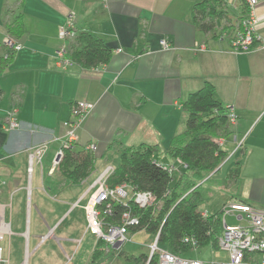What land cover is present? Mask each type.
I'll return each mask as SVG.
<instances>
[{
  "label": "crops",
  "instance_id": "obj_1",
  "mask_svg": "<svg viewBox=\"0 0 264 264\" xmlns=\"http://www.w3.org/2000/svg\"><path fill=\"white\" fill-rule=\"evenodd\" d=\"M200 1L22 0L20 5L18 0H0V54L8 52L1 41L7 37L4 24L11 21L13 14L21 12L25 27V34L16 39L21 48L15 52L12 62L0 69V181L20 197L21 205L27 206L28 211L32 208L31 182L27 180L31 152H39L42 162L34 166L32 173L38 166L42 177L45 168L50 178L48 188L54 193L62 185L55 181L56 171L50 174L49 169L64 139L63 123L71 118L74 101L92 104L76 138L79 146L95 145V177L106 166H115L110 157H119L123 149L143 143L159 145L154 159L166 168L176 167L175 176L180 171L179 162L168 156L166 150L184 128L187 113L181 108L182 102L204 82L212 84L215 98L237 113L233 135L219 139L228 156L220 171L211 177L223 172L225 166L230 165L226 169L232 166L238 157L237 147L245 148V154L237 159L241 164L239 178L235 183L223 185L224 193L229 194L218 191L220 184H215L214 193L218 195L214 202L218 208L213 211L223 210L231 203L264 209V48L255 45L250 52L241 54L231 50L229 40L237 21L247 11L246 0H222L220 6L229 16L215 18L213 28L206 32L200 30L192 17L193 7ZM70 14L75 16L76 27L87 29L111 47V58L106 65L94 69L82 68L76 63L61 70L56 67L54 54L62 43L57 31ZM256 14L261 19L258 28L263 35L264 0H259ZM161 38L169 41V49L161 48ZM199 45L206 48L194 51ZM12 109L20 126L6 131V114ZM87 179L78 183L85 184ZM93 179L70 206L78 205L79 200L87 197ZM42 189L46 190L45 186ZM204 195V203L208 205L211 198ZM55 198L56 195L52 197ZM87 199L79 203L84 216L82 229L75 236L61 237L70 252L62 250L64 261L58 252V261L54 264H69L74 258L76 264H91L90 256L97 239H92V235L90 238L87 232L84 211ZM35 207L37 213L33 220L38 231L34 237L42 231L40 221L43 228L55 231L71 209L57 214L50 212L51 227L40 208ZM200 211L206 209L200 208ZM227 214L245 221L243 215L237 217L239 211ZM29 230L26 228L21 235L26 242L24 253L28 251L30 255L40 249L44 243L40 238L48 231L34 240L29 252ZM53 248L58 250L55 243ZM49 255L50 252L44 257L47 259Z\"/></svg>",
  "mask_w": 264,
  "mask_h": 264
},
{
  "label": "trees",
  "instance_id": "obj_2",
  "mask_svg": "<svg viewBox=\"0 0 264 264\" xmlns=\"http://www.w3.org/2000/svg\"><path fill=\"white\" fill-rule=\"evenodd\" d=\"M18 1L21 5L22 0ZM221 4L222 0H201L194 5L192 17L200 30H211L215 18L229 16ZM4 27L7 36L14 41L22 37L25 27L21 12L13 14L11 21L5 23ZM75 28L74 37L64 43L71 64L92 69L106 65L111 58V47L87 29ZM7 50V53L0 54V69H4L14 58L16 50ZM185 99L181 104L182 110L187 113L184 128L170 141L166 150L168 156L181 162L178 163L180 171L177 175L173 176L176 170L171 171V167L166 168L154 159L159 145L143 143L123 149L118 164L109 165L112 172L106 179L109 187L127 183L133 190L150 191L155 198V203L146 208L134 205L131 200L125 201L126 204L112 202L111 216L106 219L112 223L118 222L121 213L129 211L138 219L136 226L129 228V233L144 230L154 237L158 235L157 245L177 256L204 246L214 250L219 248L217 241L223 228V210L220 208L214 214L200 211V204L204 202L201 187L213 179V173L220 171L228 156L227 151L221 148L219 139L235 132L234 123L228 120L226 105L215 98L214 87L210 82H204ZM71 119L72 116L67 121ZM77 142V139L71 141L63 150L57 166L60 173L59 180H55L57 183L65 181L77 184L93 172L97 160L94 151L87 146H79ZM237 149L241 156L245 154V148ZM232 165L225 174L223 185L235 183L239 178L240 161L235 160ZM106 248L103 239L96 241L90 256L91 264L108 254ZM158 259L157 253L150 257L144 253L127 257L128 264H158Z\"/></svg>",
  "mask_w": 264,
  "mask_h": 264
},
{
  "label": "built area",
  "instance_id": "obj_3",
  "mask_svg": "<svg viewBox=\"0 0 264 264\" xmlns=\"http://www.w3.org/2000/svg\"><path fill=\"white\" fill-rule=\"evenodd\" d=\"M259 0H246L248 9L244 15H242L234 27V32L230 38L231 50L234 53L250 52L256 45V48H264V34L259 32L258 25L261 19L256 14L257 4ZM74 14L66 19V22L59 27L57 31V37L62 40L60 47H57L54 59L56 67L65 69L71 65V60L67 57V48L63 41L66 38L71 39L75 34ZM3 44L10 50H18L21 48L19 42L14 41L10 37H5ZM159 44L162 49H169L171 44L166 38H161ZM206 47L205 45H199L194 51H202ZM92 104L76 100L70 108L71 121H64L63 125L66 129L64 133V139L58 151L52 159L49 173L53 174L57 168L60 160L63 156L64 148L69 146L71 141H75L77 130L81 127L82 122L86 118V114L90 111ZM227 117L231 124L236 122L237 113L234 108L226 106ZM5 129L14 130L20 126V121L15 116V110H9L6 114ZM241 145V144H240ZM86 148H90L95 151V145L90 143ZM27 174L29 177V184L32 178V172L35 165H41V155L39 152L34 151L29 154L28 157ZM179 163L180 160H178ZM183 166H185L183 164ZM169 168V167H168ZM171 171L174 167L169 168ZM112 167L106 166L99 174L93 179L89 189L92 190L90 196L85 204V216H86V228L87 232L92 234L97 240H104L107 244V251L117 250L126 241L130 240L129 228L136 226L138 223L137 216H133L129 211L125 210L121 213V218L118 222H109L106 217L111 216L112 202L125 203V201L131 200V203L138 205L139 207L146 208L152 206L155 202V198L148 190H136L132 189L127 183L109 187L106 179L111 174ZM1 184V181H0ZM1 193V186H0ZM1 198V197H0ZM74 205H77L75 203ZM228 208V210H227ZM224 213L231 211H239L240 214L237 217H243L246 224L229 225L222 220L223 228L220 236L218 237L217 245L221 250L228 255L227 261H202L199 259H191L180 257L168 250L157 245L158 235H155V240L149 245V254L157 253L158 264H264V209L253 208L249 204L231 203L224 209ZM6 205L0 201V242L5 235H10L11 224L6 219ZM46 235L41 236L40 241L46 240L47 237L53 236L54 229L48 228ZM25 257H28V252H25ZM2 246L0 243V262H2ZM259 255L260 257H255ZM21 264H25V259Z\"/></svg>",
  "mask_w": 264,
  "mask_h": 264
},
{
  "label": "rangeland",
  "instance_id": "obj_4",
  "mask_svg": "<svg viewBox=\"0 0 264 264\" xmlns=\"http://www.w3.org/2000/svg\"><path fill=\"white\" fill-rule=\"evenodd\" d=\"M66 40H71L69 38H66ZM65 40V41H66ZM63 41V43H65ZM238 156L235 160H237L239 157H242L238 152ZM234 160V161H235ZM233 161V163H234ZM110 162L113 165H117L119 162V158L117 155H114L110 157ZM232 163V164H233ZM230 165H227L223 168L224 171H228L226 167ZM233 166V165H232ZM231 166V167H232ZM38 166L35 168L32 180H31V188L32 192L29 197L30 206L32 207L30 211H28L27 206L21 205L20 197L12 192L9 187L2 186L1 185V193H0V201L6 205V219L11 221V231L12 233L10 235H5L4 238L1 240V246H2V257L3 260L0 262V264H7L6 259H9L8 264H20L25 259V264H54V261H58L59 255L62 258V261H64V257H62V253L64 251L70 252L67 248V245H65V241L62 240V236H68L72 235L75 236L76 234H79L80 229H82L80 226L84 223V216H83V208L79 203H84L88 196H90V193L92 190L86 194L87 197H85L82 200H79L78 205L70 204L77 200L78 196L81 195V193L86 189L87 184L95 177L97 174L96 172H92L91 176L87 179V182L84 183H62V185L57 189V191L54 193L53 190L48 188V183L50 182V178L47 176V173H45L46 169L44 168L43 176L39 175L38 173ZM56 171L57 177H55V180H59L60 173L58 172V169L56 168L54 172ZM58 172V173H57ZM221 172L220 174H217L213 177V179L209 180L205 184L202 185L201 189L202 192L206 193L204 197L210 196L211 200L208 205H206V201H204L202 204H200V208H205L207 212L211 213L214 212L213 210H216L218 208V203L215 204L214 200L215 197L218 194H215V184H220L219 190L221 193L229 194L225 191L224 193V186L222 184V181L225 179V172ZM2 177H5L4 174H1ZM28 177V176H27ZM29 180V179H27ZM89 181V182H88ZM59 185V184H58ZM45 186L46 190H43L42 187ZM211 190L212 195H209V192ZM231 191V188L229 189V192ZM233 193V192H232ZM56 195L55 199H52ZM88 200V199H87ZM205 200V198H204ZM220 203V201H219ZM40 208V212L42 214V217L47 219L49 226L52 227V219L49 217L50 212L53 214L57 213H63L67 211V208L70 209V214L66 217H63L57 226L56 230L54 231V237L50 236L47 237L46 240H44V243H42V246L39 250H36L35 252L28 254V257H25L24 250L26 248V242H24V238L21 235V232L23 230H29L31 226V231L29 230L30 239H29V246L28 250L31 251L32 246L35 243V239H38L42 235V233H46L48 231L47 227H42L43 222L40 221L42 225H40V229L42 230L41 233L36 234L37 236L34 237V234L38 231L36 226H34V215L37 213L36 207ZM223 219L229 225H237L238 222H243L245 224L244 220H235V217H233L231 214H223ZM31 220H30V219ZM39 220L41 218L38 217ZM29 222H31V225L29 226ZM72 223V224H71ZM73 228V229H72ZM28 234V236H29ZM90 238L92 234H89ZM130 240L126 241L125 244H123L119 249L117 250H110L107 255H104L102 258L96 260L93 264H128L129 260H127V257L131 256H137L138 254L145 252H150L149 245L154 242L155 237L150 234L146 233L144 230H136V232H130L129 233ZM58 240H55L57 239ZM60 238V239H59ZM92 239L96 240V238L92 235ZM53 243H55L56 247L58 246V250L55 251L53 248ZM82 248V247H81ZM166 249L165 247H162ZM28 252V251H27ZM50 252L49 257L46 259L44 255L46 253ZM80 251L76 254L77 256L80 255ZM25 257V258H24ZM180 257L185 258H191V259H199L202 261H227L228 255L226 252L221 250L220 248L214 250L210 246H204L203 248H197L190 250L188 252L182 253ZM69 264H76L75 258L74 260L70 261ZM82 264V263H81ZM88 264V263H85Z\"/></svg>",
  "mask_w": 264,
  "mask_h": 264
},
{
  "label": "water",
  "instance_id": "obj_5",
  "mask_svg": "<svg viewBox=\"0 0 264 264\" xmlns=\"http://www.w3.org/2000/svg\"><path fill=\"white\" fill-rule=\"evenodd\" d=\"M158 239V238H157ZM151 256V254H149V257Z\"/></svg>",
  "mask_w": 264,
  "mask_h": 264
}]
</instances>
